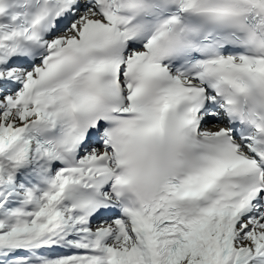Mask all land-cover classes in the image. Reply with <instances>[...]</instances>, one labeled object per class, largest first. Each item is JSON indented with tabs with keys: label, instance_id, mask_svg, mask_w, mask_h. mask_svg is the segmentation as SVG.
Here are the masks:
<instances>
[{
	"label": "snow or ice",
	"instance_id": "6c2138e0",
	"mask_svg": "<svg viewBox=\"0 0 264 264\" xmlns=\"http://www.w3.org/2000/svg\"><path fill=\"white\" fill-rule=\"evenodd\" d=\"M0 264H264V0H0Z\"/></svg>",
	"mask_w": 264,
	"mask_h": 264
}]
</instances>
